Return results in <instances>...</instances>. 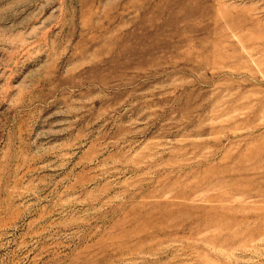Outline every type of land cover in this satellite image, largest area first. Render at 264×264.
<instances>
[{"label": "rangeland", "instance_id": "1", "mask_svg": "<svg viewBox=\"0 0 264 264\" xmlns=\"http://www.w3.org/2000/svg\"><path fill=\"white\" fill-rule=\"evenodd\" d=\"M0 264H264V0H0Z\"/></svg>", "mask_w": 264, "mask_h": 264}]
</instances>
